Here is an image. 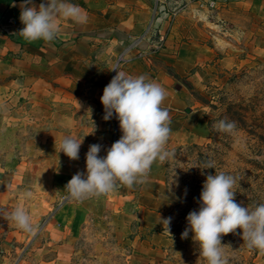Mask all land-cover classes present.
Wrapping results in <instances>:
<instances>
[{
  "label": "rangeland",
  "instance_id": "obj_1",
  "mask_svg": "<svg viewBox=\"0 0 264 264\" xmlns=\"http://www.w3.org/2000/svg\"><path fill=\"white\" fill-rule=\"evenodd\" d=\"M72 2L87 22L57 16L48 42L19 33L21 0H0V264H207L194 233L181 237L207 175L235 176L241 206L264 202L263 12L253 0ZM117 66L166 89L174 155L144 183L78 201L65 185L89 146L103 156L122 135L100 99ZM221 119L233 133L212 127ZM66 135L82 140L79 159L59 152ZM18 205L30 232L9 218ZM242 231L222 234L226 264H264Z\"/></svg>",
  "mask_w": 264,
  "mask_h": 264
},
{
  "label": "clouds",
  "instance_id": "obj_2",
  "mask_svg": "<svg viewBox=\"0 0 264 264\" xmlns=\"http://www.w3.org/2000/svg\"><path fill=\"white\" fill-rule=\"evenodd\" d=\"M20 20L24 27L19 33L29 41L43 39L53 41L60 34L56 17L62 16L76 23H86L87 16L72 0H47L37 8L34 0H21ZM105 86L101 102L105 109L104 119L115 115L122 135L106 149V155H98L102 145L91 144L86 153V171L77 172L65 188L69 197L83 200L112 192L117 182L133 187L141 184L155 162H163L174 153L167 144L171 129L169 110L162 107L166 89L146 75H132L120 70ZM212 127L218 132L233 133L234 121L221 119ZM82 140L66 135L60 142L59 152L71 159H79ZM205 168H214L209 164ZM237 178L225 171L209 173L203 182L199 196V210L188 213L187 227L181 233L187 238L189 231L198 242L200 255L207 264H226L222 234L242 229L243 241L250 249L264 251V202L244 207L235 201L234 186ZM25 198L31 192L24 193ZM16 226L32 231V218L22 206H16L9 214ZM171 217L161 222L169 231Z\"/></svg>",
  "mask_w": 264,
  "mask_h": 264
},
{
  "label": "crops",
  "instance_id": "obj_3",
  "mask_svg": "<svg viewBox=\"0 0 264 264\" xmlns=\"http://www.w3.org/2000/svg\"><path fill=\"white\" fill-rule=\"evenodd\" d=\"M253 3H255L256 6L263 12V19H264V0H253ZM71 242H72V238L65 239V241H61V243L58 245L59 251L63 249V246L68 247Z\"/></svg>",
  "mask_w": 264,
  "mask_h": 264
},
{
  "label": "water",
  "instance_id": "obj_4",
  "mask_svg": "<svg viewBox=\"0 0 264 264\" xmlns=\"http://www.w3.org/2000/svg\"><path fill=\"white\" fill-rule=\"evenodd\" d=\"M187 111L189 112V111H190V109H187Z\"/></svg>",
  "mask_w": 264,
  "mask_h": 264
}]
</instances>
